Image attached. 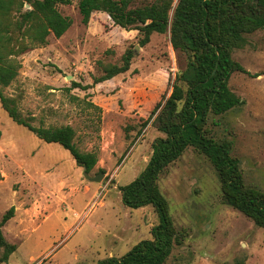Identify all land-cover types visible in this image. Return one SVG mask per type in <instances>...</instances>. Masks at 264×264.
<instances>
[{"label":"rangeland","instance_id":"rangeland-1","mask_svg":"<svg viewBox=\"0 0 264 264\" xmlns=\"http://www.w3.org/2000/svg\"><path fill=\"white\" fill-rule=\"evenodd\" d=\"M58 9L72 18L71 26L22 53L18 75L3 92L17 98L35 126H72L78 148L98 155L90 173L105 175L86 179L68 150L14 122L0 103V220L15 207L2 229L18 245L1 264H99L151 238L158 223L152 205L126 206L120 186L144 170L153 141L165 134L152 123L138 132L135 112L121 111L119 102L126 92L133 98L130 109L169 96L185 58L172 47L169 30L140 44L138 29L115 25L105 12L84 23L78 0ZM250 39L234 52L248 72L230 78L243 102L216 116L211 127L232 140L247 180L264 188V29ZM129 49L134 57L128 71L95 82L103 64L121 63ZM159 185L179 235L164 264H264V227L222 200L207 156L188 147Z\"/></svg>","mask_w":264,"mask_h":264},{"label":"trees","instance_id":"trees-1","mask_svg":"<svg viewBox=\"0 0 264 264\" xmlns=\"http://www.w3.org/2000/svg\"><path fill=\"white\" fill-rule=\"evenodd\" d=\"M134 0H78L84 23L102 11L115 25L138 29L140 44H146L154 32L170 31L174 50L185 58V66L176 74L169 96L143 102L130 109L133 98L123 93L119 102L123 112L132 115L138 132L154 124L165 135L157 137L144 170L130 183L120 186L126 206L152 205L158 223L152 237L134 244L120 257L111 256L99 264H164L179 240L170 213V204L162 192L159 179L164 170L192 146L213 164L222 190V200L264 227V188L247 180L241 159L233 153V142L215 134L211 124L242 104L232 90L230 78L236 71L248 72L234 56L236 49L250 43V37L264 29V0H154L133 5ZM72 0H0V103L17 124L26 126L46 142L59 143L87 171L95 166L98 155L81 151L74 142L70 125L35 126L18 107L15 97L4 94L18 75V57L29 49L47 43L53 34L60 37L72 24L58 4ZM26 3L29 7H26ZM134 49H129L121 63L103 64V73L95 82L109 80L130 69ZM133 74H137L134 70ZM11 206L0 220V264L6 263L18 245L9 241L2 227L13 216Z\"/></svg>","mask_w":264,"mask_h":264},{"label":"water","instance_id":"water-1","mask_svg":"<svg viewBox=\"0 0 264 264\" xmlns=\"http://www.w3.org/2000/svg\"><path fill=\"white\" fill-rule=\"evenodd\" d=\"M29 5V4H27ZM83 175L86 179L90 180V181H100L102 179V177L105 175L103 172L98 173L96 175H92L89 171H87L86 166H83Z\"/></svg>","mask_w":264,"mask_h":264}]
</instances>
